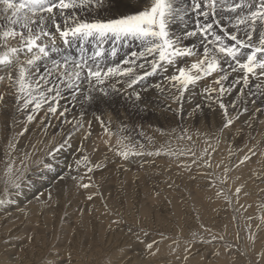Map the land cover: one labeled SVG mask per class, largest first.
<instances>
[{"label":"rangeland","instance_id":"obj_1","mask_svg":"<svg viewBox=\"0 0 264 264\" xmlns=\"http://www.w3.org/2000/svg\"><path fill=\"white\" fill-rule=\"evenodd\" d=\"M133 44L138 51L140 45L136 42ZM68 53L53 54L52 59L59 60ZM233 74V78L224 85L226 88L231 86L233 97L249 96L251 107L247 122L250 124L243 125L242 121L240 123V120L232 118L233 123L225 128L226 119L237 110L233 104L224 101L229 116L226 118L224 110L221 113L217 110L199 117L201 125L195 121V117L190 121L186 119L183 124V115L174 116L173 112L168 113L164 121H156L145 108L148 105L129 109L124 107L122 122L118 123L114 118L104 119L110 131L106 133L104 130L97 137L100 140L104 138L103 141H109L114 147L110 152L109 149H97L103 155L106 152L105 169L100 168L97 172L99 168L93 167L92 172L85 176L87 171H84L81 176L84 177L79 179L78 184L88 183L92 186L87 189L78 187L72 179L75 169L68 168L69 182L62 185L70 187L73 181L76 187L75 191L69 193L73 195L70 203L75 205V214L66 220L62 213H58L60 210L50 213V205L57 210L55 202H52L48 206L43 205L37 212L38 216L19 214L0 221V264H14L13 259L18 264V258L27 264H230L227 260L230 261L231 256L236 264H264V125L258 129L251 123V114L261 113L264 117V81H259L261 87L257 89L255 85L259 82L250 80V92L249 87L234 84L237 74ZM156 75L144 80H158L157 77L163 76L161 73ZM215 75L198 82L201 92L204 88H219L213 83ZM143 84L139 86L143 87ZM240 88L247 91L242 90L243 94ZM187 92L183 101L196 106L194 94L191 91L188 96ZM213 93L212 96H217L216 92ZM166 104L177 110L176 104L171 101ZM14 107L17 110L16 104L12 105ZM42 109L38 112L42 113ZM38 112L35 113L37 120L34 118L31 124L27 121L29 112H20L4 123L7 131L3 135L0 131V201H5L0 203V212L5 206H13L15 200L18 201L15 198L19 197L21 189L28 188L25 183L29 177L34 178L29 186L50 183L48 178L59 173L58 168L69 165L62 148L49 156L48 153L57 148V136L45 129L43 113ZM80 117L83 120L89 118L84 112ZM253 127H257V130ZM229 131L234 132V140H230ZM24 139H27L24 147L17 149ZM10 140L16 148L12 153L16 161L14 167L24 171L20 160L25 159V154H30L19 188L5 186L8 178L4 174V161L8 158L5 153ZM125 144L142 154L127 158L116 155V151L124 150ZM76 150L81 152L82 149ZM157 152L160 154L157 155ZM168 158L176 168L151 165V169H144L142 165L135 166L132 161L140 163L152 159L151 162H157ZM39 161L47 162L51 168L44 167ZM123 163H129L128 171ZM114 164L117 169H114ZM39 173L42 175L38 176ZM237 188L241 189L238 194ZM89 195L93 197L95 208L87 206L92 201L88 199ZM104 217L109 219L107 223ZM86 219L95 224L93 230L98 233L93 241L97 242L88 241L89 231L85 227L64 234L62 229L67 223L72 225L74 221L82 225ZM36 229H41L40 234L34 233ZM76 232H79L81 239L74 238ZM154 241L156 243L151 251L155 255H149L145 245ZM164 249L169 250L167 254L163 252L165 256L160 253Z\"/></svg>","mask_w":264,"mask_h":264},{"label":"snow or ice","instance_id":"obj_2","mask_svg":"<svg viewBox=\"0 0 264 264\" xmlns=\"http://www.w3.org/2000/svg\"><path fill=\"white\" fill-rule=\"evenodd\" d=\"M104 7L105 0H0V17L3 18L0 23V72L3 73L0 84L7 83L13 90L10 94L15 97L18 111L28 110L31 106L27 115L29 123L44 104L48 105V113H57L62 87L72 91L73 98L78 99L77 90L85 81L87 93H80L85 100H94L95 92L107 95L103 87L107 83L117 91L115 84L121 82L132 88L135 99L140 100L141 95L135 91V85L146 76L168 73L170 68H175V72L165 75L164 79L168 82L172 103H181L185 92L198 86L202 79L216 74L213 83L219 88H204L203 92L210 101L213 100V92L218 94L214 102L224 110L226 118L229 114L221 98L230 91L231 86L226 88L223 83L228 81L230 73L237 74L234 84L244 87H249L251 79L264 81V0H136L134 10L102 17L98 13ZM222 12L231 15L225 18ZM229 25L232 30H229ZM187 40H197L200 46L187 44ZM58 41L63 49L78 42L80 51L75 57L63 55L59 60L52 59V54L63 50ZM109 42L112 48L106 50L104 45ZM129 42H136L140 49L119 63H109V58L114 60L117 56L118 46ZM88 44H91V49ZM149 56L152 57L148 61L151 70L143 75L136 73L135 67L144 68V64L137 65V60ZM49 61L54 67L47 66ZM53 72L57 74L55 78ZM155 87L161 93L165 92L161 84ZM255 87L259 89L260 83ZM249 91H252L251 87ZM4 101L5 95L0 94V102ZM59 115L64 116L65 113L60 112ZM96 119L100 120V117ZM100 122L108 133V127L102 120ZM232 123V118H227L224 127ZM65 144L68 140L50 151L49 156L60 151ZM15 151L10 140L5 153L8 158L4 161V174L8 178L5 186L19 188L30 154H25V159L20 160L24 167L21 171L14 167L16 161L12 153ZM140 154L129 149L127 144L124 150L116 151V155L123 158ZM87 159H77L76 168L84 165ZM38 163L51 168L45 161ZM94 167L100 168L101 164ZM93 170V167H87L84 175ZM82 178L72 177L73 180ZM91 186L78 184L84 189ZM240 191V188L236 189L237 194ZM88 199L93 197L89 195ZM155 243L146 244L149 255H155L151 251Z\"/></svg>","mask_w":264,"mask_h":264},{"label":"bare ground","instance_id":"obj_3","mask_svg":"<svg viewBox=\"0 0 264 264\" xmlns=\"http://www.w3.org/2000/svg\"><path fill=\"white\" fill-rule=\"evenodd\" d=\"M135 6H136V0H105V7L99 11L98 15H100L102 17L118 16L120 14L128 13V12L134 10ZM221 15L224 16L225 18H227L231 14L230 13H227V12H222ZM2 22H3V18L0 17V23H2ZM224 22L227 23V19H225ZM177 30H179V25H177ZM229 30H232L230 25H229ZM13 43H15V42H13ZM185 43L190 44V45L193 44V43H195L196 46L199 47L198 46L199 45V41H197V40H187V41H185ZM58 44H60V47L63 46L62 43L59 42V41H58ZM87 47L89 49H91V44H88ZM104 47H105L106 50L112 48L111 42L106 43L104 45ZM61 49H63V47H61ZM133 50L134 51H137L135 49V46H134L133 42H129L127 45H123L122 44V45L118 46V54L115 57V59L113 60L112 58H109V61L108 62L109 63H119L123 59L127 58L128 56H130V51H133ZM65 51L67 53H68V51H70L67 54L68 56L75 57L77 55V53L80 51L79 43L77 42L71 48L63 49L62 50V52H65ZM151 59H152V57L149 56L147 58H142V59L137 60V62H136L137 65L144 64V68H139V67H135L134 66L136 73H138L140 75H143L145 72L150 71L151 70V67H150V64L148 63V61H150ZM47 66L48 67H54L51 64V62H49ZM182 66H183V64H182ZM41 67L43 68L44 65H41ZM124 67H128V65H124ZM173 72H175V68H170L169 71H168V73L158 72V73H161L163 75L161 77H157L158 80H156V79H149L147 82L145 80H142L141 82L144 83L143 84L144 85L143 87L139 86L140 84H142L141 82H140L139 85L138 84L135 85L134 86L135 91L140 92V95H141V99L140 100H136L135 99V95H134L133 89L132 88H127V85L124 84L123 82L115 84V87H116L117 91H113L112 90L111 83L105 84L103 87L105 88V90L107 91L108 94L107 95H103L100 92H95V93H93V95L95 96V99L94 100H91V101L85 100L84 99V96L83 95H80L81 92H83L85 94L87 93L88 84H87L86 81L83 82L81 84V88L77 90V95L79 97L78 99H74L73 98L72 91L66 90V89H64L62 87L61 88L62 97L59 99V103L57 105V113L56 114L48 113L47 112V108H48V105L47 104H44L43 107H42L43 108L42 109V113L43 114L42 113H39V112L38 113L43 115L45 129L48 130L51 133L56 134V136H57V146L56 147H58L59 145L63 144L65 140H68V144H65L62 149H64V153H65L64 158H66V161L69 163V165H66V167L63 166L61 168H58V169H60V172L57 173V174H55V175H53L51 178H48L49 181H50V183L41 182L40 184L31 185L33 187L32 188L31 186H29V184H31L30 182H32V180H34V178L33 177H31V178L29 177L26 180V183H25V186L28 185V188H23L22 187L23 189L20 190L19 197H16L15 198V199H18V201L15 200L14 204H12L13 206H11V204H10V206H8V207L5 206L2 209V211L0 212V221L1 222L2 221H5L7 218L12 219L13 217H17L19 214H23L24 216H27V217H30L31 215H34V214L37 215L38 210L40 211V209H41V207L43 205H45V206L47 205L48 206L52 202H53V204L55 202V206H56L55 208H57V210H54V205H52V206L50 205V206H48V207H50V210H48L50 213L51 212L56 213L58 210H60V211H58V213L59 214L62 213L65 216L66 220H68V218H70L71 216H73L75 214V212L73 210V208L75 207V205H73L72 203H70V200H71L70 198H72L73 195L72 194L69 195V193L70 192L72 193V191H75V189H76V187L73 185V181L76 184H78V182H80V181L79 180H73L72 181V185L71 184L69 185L70 187H63L62 184H66L67 185V182H69V180L67 178L68 175H69V171L68 170L70 168L71 169L74 168L75 169V172L72 175V177L73 176H79V177H81L83 175L82 173L84 171L85 172L87 171V167H94L95 164H97V163H100L101 164V167L100 168L102 170L105 169V163H106V160H107V159L105 160V158H106L105 157L106 156V152H105V155H103L104 153L101 154L100 153L101 151L99 152V151H97V149H101V150L102 149H106L107 150V149H110V148L114 149V147L110 144L109 141H103L104 138L102 140H100V139L97 138L104 131V127L101 126V122L100 121L102 120L104 122V125H105L106 123H105L104 119L114 118V119H117L118 123H121L122 122L121 118H123L121 115L124 112V110H123L124 107H127L129 109V107H133V106L139 107V106L148 105L145 108L151 112L152 117L156 121H159V122L164 121V117L168 113L173 112L174 116H177L178 114H180V115L182 114L183 115V117H184V120L182 121L183 124L186 123V121H187L186 119H188L190 121V118L195 117V121L196 122H199V125H201V123H202V122L200 123L201 119H199V117H201V116H207L210 113H215L217 110L220 113L223 112V110L220 109L219 104L214 102V100H215V98L217 96H213V100L212 101H210L209 99H207V94L204 93L203 91L201 92V89L199 88L200 87L199 86L200 84L197 87L190 88L191 91H192V93L194 94L195 100H193V101H196V103H195L196 106L193 107L191 104H186V102H184V101H182L183 103L182 102L181 103H174V104H176L177 110L174 109L173 107L167 106L166 102L171 101V99H170V93L168 92L169 85H168V82L164 79V77H165V75H169V74H171ZM2 74L3 73L0 72V75H2ZM56 75L57 74L55 72H53V78H55ZM154 76H157V75L156 74L151 75V78L154 77ZM233 76H234V74L233 73H230L229 79L233 78ZM147 77L148 76H146L145 78H147ZM120 79L123 80V79H126V78H120ZM223 83H226V81L223 82ZM259 83H261V82H259ZM156 84H161L165 88V92L161 93L155 87ZM145 88L147 89L146 91L144 90ZM12 91H13L12 89L8 88L7 83L0 84V94H4L5 95V101L4 102H0V131L2 132L1 133L2 135L5 133V130H6V127L4 126V123L5 122H8L9 119H12V118L14 119V117H15L16 114L19 115L20 112H23V111L16 110V107L12 108V105L16 104L14 95L10 94ZM172 91L174 92L175 90H172ZM191 91L189 90L187 92V95ZM246 91L247 90H245L244 92H246ZM256 92H257V90H256ZM185 94H184V96H185ZM213 94H215V93H213ZM232 94L233 93H231V91H227L225 93V95L221 98L224 102H228L229 104L230 103L231 104H235V108H236L237 111L236 112H233L232 113L233 115L230 114L229 118L238 119V120H240V123L242 121V124L243 123L244 124H247V123L250 124V122H247L248 119L250 118V107H251L250 106L251 103H250L249 96L246 95L247 96L246 97L244 95V96H241L238 99L237 97H233ZM245 94H247V93H245ZM197 105H199L200 107L198 109L197 108L195 109V107H197ZM245 109H246V111H247L248 114L245 112ZM240 110H242V111L240 112ZM24 111H27V112L30 113L31 106H29V109L28 110H24ZM60 112H64L65 115L64 116H60L59 115ZM82 112H84V115L89 116V118L86 119V120H83L80 117V114ZM239 112H240V114H239ZM254 113L256 114L255 111H254ZM213 115H215V114H213ZM98 116L100 117V120H97L96 119V117H98ZM251 116L253 117L251 123H254L253 125L257 126L258 129H259V126L260 125H262V124L264 125V123H263L264 121H261V118H264L263 116H261V113H260V115L259 114H257V115H252L251 114ZM40 118H42V117H40ZM213 119H214V117H213ZM35 120H37V117L35 118ZM77 121H79V124H77ZM30 124H31V122H30ZM32 125H33V123H32ZM34 125H36V124H34ZM253 125L251 124V126H253ZM39 126H41V125H39ZM257 127H253V128L255 130H257ZM245 128H247V127H245ZM39 129H41V128H39ZM260 129H261V127H260ZM36 130H38V129H36ZM263 132L264 131H262V133ZM48 134H50V133H48ZM28 135H29V133H28ZM40 135H42V134H40ZM228 136H229V138L231 140V138L233 139V137L235 136V134H234V132H230L228 134ZM25 138H26V136H25ZM26 140L27 139L22 140L20 142V144H18L17 149H21L22 147H24ZM76 149H82V150H81V152L80 151L77 152L78 150H76ZM87 149H90V150L88 151ZM86 150H87V152H86ZM109 152H110V150H109ZM109 152L107 154H109ZM83 157H87L88 158L87 160H89V162L88 163L85 162L84 165H82L79 168L80 169L79 170V169L76 168L75 161L77 159H82ZM117 160H119V158ZM150 160H152V159H150ZM150 160H148V161H150ZM113 161L116 162L115 159ZM132 161H133V163H134L135 166H137L139 164V165H142L144 169H151L152 166L154 167L156 165H157L158 168H166L168 165H170L171 167L173 166L170 163V158L165 159V160L164 159H160L157 162L143 161V162L138 163V162H134V160H132ZM118 162L120 163V161H118ZM144 162H146V163H144ZM123 164H125L124 165L125 166L124 168H126L125 170L128 171V169L130 167L129 163H123ZM118 167H119V164H118ZM173 167L176 168L177 166H173ZM100 168L98 169L97 172H99ZM133 168H135V167H133ZM178 168H179V166H178ZM114 169H117V165H115ZM180 169H182V168L180 167ZM106 173H107V171H106ZM41 175L42 174H40V173L38 174V176H41ZM36 176H37V174H36ZM105 176H106V174H105ZM92 177H93V175H92ZM105 186H106V184H105ZM24 189L27 190V192ZM77 191H79V190H77ZM250 192H251V190H250ZM21 193H24L25 195H22ZM170 194H172V193H170ZM178 195H176V196H178ZM177 198H179V197H177ZM94 203L95 202L92 200L89 204H87L88 208H91V209L92 208H95V204ZM58 213H57V215H58ZM86 218H87V216H86ZM108 220L109 219H105V217H104V222L106 221V223H107ZM88 221L90 222L89 225H88V223H89ZM71 223H72V225H70V223L69 224L67 223L66 224L67 226H64L65 228L63 227L64 229H62V230H63L64 234H66V233H68L70 231H73V230L75 231L76 229L78 231L80 229V227L81 228L82 227H85L89 231L88 241H91L92 242L93 240L97 239V233L98 232L96 231L97 233H94L93 228L95 227V224L92 223V220L90 221V220H87L86 219L85 223L82 224V225L80 223H78V225H77L76 223H74V221L71 222ZM40 230L39 229H36L34 231V233L35 234H40ZM98 231H99V229H98ZM101 231H102V228H101ZM76 233L75 234L71 233V234L76 235L74 238L81 239L79 237V232L77 234ZM35 234H34V236L36 237ZM130 238H132V237L130 236ZM93 242H97V240L96 241H93ZM168 251L169 250H165L164 249L160 253L162 255H164L165 253L167 254ZM163 252H164V254H163ZM232 258L233 257L231 256L230 257L231 260L230 261H229V259L227 260L228 263H230V264H232V263L233 264H236L234 262V259H232ZM18 259L19 260H16V261L19 262L18 264H21V262H22V264H27L25 261L23 262L22 258H18ZM14 260L15 259H13L12 262H14V264H15L16 262ZM186 262H187V260H186Z\"/></svg>","mask_w":264,"mask_h":264}]
</instances>
